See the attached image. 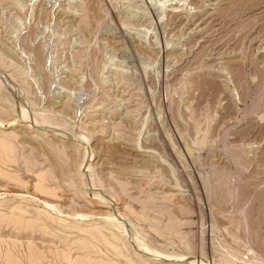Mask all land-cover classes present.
Wrapping results in <instances>:
<instances>
[{"label": "rangeland", "instance_id": "1", "mask_svg": "<svg viewBox=\"0 0 264 264\" xmlns=\"http://www.w3.org/2000/svg\"><path fill=\"white\" fill-rule=\"evenodd\" d=\"M0 264H264V0H0Z\"/></svg>", "mask_w": 264, "mask_h": 264}, {"label": "bare ground", "instance_id": "2", "mask_svg": "<svg viewBox=\"0 0 264 264\" xmlns=\"http://www.w3.org/2000/svg\"><path fill=\"white\" fill-rule=\"evenodd\" d=\"M123 227H124V225H123ZM141 245V244H140ZM141 247V246H140ZM144 250V249H143Z\"/></svg>", "mask_w": 264, "mask_h": 264}]
</instances>
